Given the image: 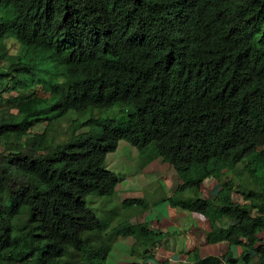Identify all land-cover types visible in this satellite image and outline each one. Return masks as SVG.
<instances>
[{
    "label": "trees",
    "instance_id": "1",
    "mask_svg": "<svg viewBox=\"0 0 264 264\" xmlns=\"http://www.w3.org/2000/svg\"><path fill=\"white\" fill-rule=\"evenodd\" d=\"M3 102L14 111L0 113V264H107L128 237L132 256L151 255L161 231L128 220L106 232L86 205L114 194L105 158L119 140L154 152L180 180L168 205L227 246L187 264H264V0H0ZM114 106L126 117L61 129L70 111Z\"/></svg>",
    "mask_w": 264,
    "mask_h": 264
},
{
    "label": "rangeland",
    "instance_id": "2",
    "mask_svg": "<svg viewBox=\"0 0 264 264\" xmlns=\"http://www.w3.org/2000/svg\"><path fill=\"white\" fill-rule=\"evenodd\" d=\"M6 47L8 53L12 55L19 51V45L12 40L6 41ZM35 93L43 97L48 96L47 91L41 87H37ZM14 95H16V93L12 91L11 93H4L3 97L8 99ZM13 111L12 105H9L7 102H3L0 107V113ZM126 113L127 108H121L119 106H114L104 110H90L87 114H77L70 111L62 119L64 123L61 124V129H66L68 124L67 122L72 120L84 122L91 116L95 118L113 119L119 118L120 116L126 117ZM43 129L44 125H38L33 131L41 132ZM86 131L95 133L96 129L92 124H90L80 130V132ZM61 140L62 137H59L58 141ZM155 156L156 154L154 152L141 154L135 146L126 140H119L116 149L106 155L105 168L113 172L119 179L114 194L112 196L88 195L86 197L87 208L101 221L106 232L128 220L133 223H139L143 220V218L148 220L151 216L155 221L158 220V217L156 216L158 213L159 215L166 216V202L164 200L169 194V190H167L163 180V163H158ZM243 166V164L238 165L239 169H242ZM219 189V182L213 179L208 180L202 185L201 194L205 197H208L209 195L215 196ZM133 194H137L135 196H139V198L143 200V206H149L148 209L152 212L149 211L143 215L142 213L146 210L142 209V206L124 205L123 201L132 199ZM184 196L188 199H192L193 197L190 192H186ZM234 197H237V199L240 198L237 193L234 194ZM185 213L191 214L187 211H185ZM154 220L151 222L153 223ZM160 222L164 223L162 220ZM168 224L169 221H167L166 225ZM167 233L168 232L166 230V234ZM221 247L222 246L219 244V249L217 248L216 251L218 254L222 252ZM160 250L161 248L156 249V246L153 247L150 252L151 255L148 258L141 260V264H157L156 257L159 256ZM128 257L131 259L130 256ZM130 261L131 263H134L137 260L133 258Z\"/></svg>",
    "mask_w": 264,
    "mask_h": 264
},
{
    "label": "crops",
    "instance_id": "3",
    "mask_svg": "<svg viewBox=\"0 0 264 264\" xmlns=\"http://www.w3.org/2000/svg\"><path fill=\"white\" fill-rule=\"evenodd\" d=\"M156 161L161 164L160 159L157 158ZM163 169L164 184L167 190H169V194L166 196V198H168L173 194L176 186L180 184V180L177 179L175 173L166 164H163ZM135 195L137 194H133L132 199H140L139 196ZM165 202L166 216L159 215L158 213L156 216L159 221H155L151 216L150 219L147 218L148 220H145L146 218H143V220L139 222L148 223L151 229L159 230L164 235L163 239L155 245L156 249L161 248L159 256L156 257L157 264L164 259H168L170 264H187L191 261V252L196 248L198 249L201 257L206 255H219L218 252H216L217 248L219 249V244L207 245L205 243V231L208 229V226L200 215L193 213L188 214L185 213V211L171 208L168 205V202ZM149 211L152 212L151 210L146 209V211L142 214L145 215V213H148ZM152 220H154L155 223H152ZM161 220L164 221V223L160 222ZM167 221H169L168 225H166ZM131 223L137 224L133 222ZM164 229L167 230V234ZM132 244L133 240L132 238L130 239V237L119 238L115 242L113 249L109 254L107 264H130V260L133 258L137 260L134 264H141V260L130 254ZM220 246H222V251L227 249V246L224 249V243L220 244ZM230 250L235 257H238L240 254V249L230 248ZM128 256H130L131 259H129ZM238 264L245 263L243 260H240ZM251 264H259L257 258L253 257L251 259Z\"/></svg>",
    "mask_w": 264,
    "mask_h": 264
}]
</instances>
